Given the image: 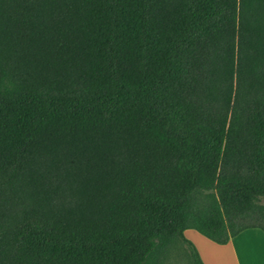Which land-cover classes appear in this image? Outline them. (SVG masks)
Listing matches in <instances>:
<instances>
[{
  "label": "trees",
  "instance_id": "1",
  "mask_svg": "<svg viewBox=\"0 0 264 264\" xmlns=\"http://www.w3.org/2000/svg\"><path fill=\"white\" fill-rule=\"evenodd\" d=\"M264 231V0H0V264H160Z\"/></svg>",
  "mask_w": 264,
  "mask_h": 264
},
{
  "label": "crops",
  "instance_id": "2",
  "mask_svg": "<svg viewBox=\"0 0 264 264\" xmlns=\"http://www.w3.org/2000/svg\"><path fill=\"white\" fill-rule=\"evenodd\" d=\"M194 228H188L185 230V235H189V233ZM208 238V237H207ZM211 240V239H210ZM213 241V240H212ZM214 242V241H213ZM216 243V242H215ZM217 243L216 245H218ZM254 244H257L256 247L259 248V251L254 252V256L252 258H248L249 255V247H254ZM218 248V251H224L235 264H264V231L259 228H250L242 231L237 236L233 237L226 244H219V246H215ZM254 251V249H252ZM200 253V252H199ZM201 255V253H200ZM202 257V255H201ZM221 256L216 254L215 260L211 261L212 264H217L219 262ZM205 264L207 261L202 257Z\"/></svg>",
  "mask_w": 264,
  "mask_h": 264
},
{
  "label": "rangeland",
  "instance_id": "3",
  "mask_svg": "<svg viewBox=\"0 0 264 264\" xmlns=\"http://www.w3.org/2000/svg\"><path fill=\"white\" fill-rule=\"evenodd\" d=\"M185 236L194 243L207 263L212 264L211 261L213 259L215 260L216 254L218 253V256L221 257L217 264H235L234 261H232L224 251H218V248L215 246H219V244L216 245L217 243L213 242L196 229H192L189 235ZM256 246L257 244H254L253 248L249 247L248 254L251 255H249L248 258L255 257L254 252L256 254V252L259 251V248ZM252 249H254V251H252ZM160 260V264H192L190 252L187 246L182 242H178L177 244L170 247L166 256L162 257Z\"/></svg>",
  "mask_w": 264,
  "mask_h": 264
}]
</instances>
